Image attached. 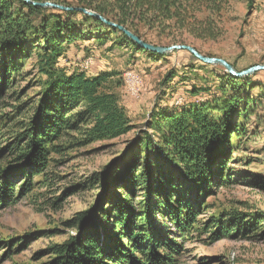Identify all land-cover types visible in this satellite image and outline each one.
Returning a JSON list of instances; mask_svg holds the SVG:
<instances>
[{"label":"rangeland","instance_id":"obj_1","mask_svg":"<svg viewBox=\"0 0 264 264\" xmlns=\"http://www.w3.org/2000/svg\"><path fill=\"white\" fill-rule=\"evenodd\" d=\"M59 1L84 8L74 0ZM14 8L23 11L17 4ZM50 13L61 15L58 10H42L30 19L42 30ZM67 20L81 37L64 43L54 63L46 66L53 77L43 73L47 34L35 35L36 26L22 52L0 61V193L1 199L15 198L5 206L0 203V264H52L53 248L80 235L76 214L99 207L108 194L102 176L135 154L154 159V147L166 132L154 123L155 114L180 112L201 103L214 108L225 98L239 104L231 117L236 134L230 132V143L221 146L227 155L223 178L213 175L211 187L197 193L179 170L154 160L152 165L171 170L169 175L180 180L173 189L176 196L171 195L170 201L161 197L158 214L155 208L149 223L158 240L176 243L169 264H264V71L236 77L238 84H231L220 66L201 63L186 51L149 60L120 36L84 25L80 14H70ZM218 27L221 31L215 39H199L183 31L175 43L144 27L140 37L162 47L191 46L205 57L225 60L238 72L264 65V0H229ZM60 33L67 35L65 29ZM81 72L88 78L106 75L100 91L114 95L129 130L116 138H96L90 132L93 118L80 101L66 110L64 119L70 126L43 144L45 166L30 165L28 143L39 102L54 77ZM132 79L137 84L130 95ZM153 142L154 146L144 147ZM24 154H29L28 160ZM143 196L142 190L131 196L135 207H143ZM175 197L195 212L190 227L180 232L165 216ZM163 250L158 249V254Z\"/></svg>","mask_w":264,"mask_h":264},{"label":"trees","instance_id":"obj_2","mask_svg":"<svg viewBox=\"0 0 264 264\" xmlns=\"http://www.w3.org/2000/svg\"><path fill=\"white\" fill-rule=\"evenodd\" d=\"M30 1L52 2L67 8H76L59 0ZM74 1L79 6H84L82 9L92 11L106 21L124 27L141 40L140 28L144 27L159 38L175 41L182 36L183 31L196 34L195 37L199 39H215L219 36L221 30L218 22L229 0ZM14 4L25 13L17 11ZM42 10L57 12V9L35 7L22 0H0V61L5 62L6 58L12 57V53L22 52L28 34L33 33L32 30L36 26L30 16ZM58 12L61 15L50 13L41 25L42 30L36 26L38 31H35V35L47 34L43 38L46 44L43 48L45 53L42 55V66L43 73L49 77H53V72L47 71L46 66L50 67L54 63L55 56L64 48L63 44L71 43L81 37L80 33L71 28V22L67 20L70 14H80L82 23L94 26V31L97 33L109 32L113 36H120L124 42L133 46L135 52L145 53L149 60L163 56L139 48L117 28L106 25L94 17L83 15L78 11L58 10ZM203 14L207 16L199 17ZM63 29L67 31L65 37H61L60 32ZM190 57L195 59L192 55ZM8 68L5 67V72ZM105 77V74H99L88 78L81 72L53 78V83L48 86L43 99L39 102L36 119L33 121L34 131L28 143V149L31 150L30 160L27 159L29 154L23 155L30 165L40 168L45 166L46 158L43 152L46 153V150L42 149L43 144L52 138H57L63 129L70 126L64 119L66 110L76 108L80 101L85 103L84 112L93 118L94 125L90 132L95 134L96 138H116L129 130L127 118L118 107L114 95L100 91ZM225 78L235 85L238 84L237 80H240L227 73ZM222 95L224 98L227 97L225 93ZM238 101L225 98L222 105L213 104L214 108L209 103H201L180 112L155 114L154 123L160 128L164 127L166 132L162 133L161 142L156 143L154 147V159L150 161L148 156L142 159L135 154L113 169H109L102 176L101 181L103 187L107 188L108 194L100 202L99 207L97 204L94 208L76 214L75 224L80 230V235L53 248L55 259L52 264H169L173 262L170 254L175 253V241L158 240L149 219L151 215H156L155 208L158 214L157 208H160L161 197L170 201L171 195L176 196L173 189L177 188L176 181L178 182L180 178L172 177L169 175L171 170L163 171L155 164L152 165V162L155 160L164 163L166 167H175L186 180L188 187L195 189L197 193L202 190L207 191L211 187L213 175L218 179L223 178L222 170L226 166L227 155L226 152H221V146L223 143H230V132L236 134L237 128L233 130L231 117L239 104ZM146 138L149 139V136L146 135ZM154 144V142L147 143L144 147L149 148ZM136 190H142L144 194L142 208H137L138 206L135 207L132 203L131 196ZM1 197L0 193V203L4 206L15 199L8 197L10 200H6V197L3 199ZM177 199L178 197H175L172 207L165 216L180 232L190 227L195 212L191 211L188 203L183 205ZM104 200H107L106 205L102 203ZM139 220L144 223H139ZM106 223L110 224L108 228ZM216 233L214 232L215 235ZM182 236L183 234L181 238ZM158 249L169 251L166 253L163 250L165 253L158 254ZM137 253L140 257H136Z\"/></svg>","mask_w":264,"mask_h":264},{"label":"water","instance_id":"obj_3","mask_svg":"<svg viewBox=\"0 0 264 264\" xmlns=\"http://www.w3.org/2000/svg\"><path fill=\"white\" fill-rule=\"evenodd\" d=\"M26 4H31L35 7L39 8H51V9H57L60 11H78L82 12L87 16L94 17L98 20H100L102 23L109 25L111 27L117 28L120 32H122L128 39H130L133 43H135L139 48L146 50L148 52L158 54V55H166L172 51L182 50L186 51L190 55H192L195 59L200 61L201 63L208 64V65H217L220 66L228 75L233 77H244L246 75H249L256 71H264V65H256L253 67H250L243 71H236L229 63H227L225 60L220 58H214V57H205L201 54H199L193 47L188 45H171L168 47H162V46H156L149 43L144 42L128 30H126L122 26H117L116 24H113L111 22L106 21L104 18H102L100 15L88 11L85 9H77V8H67L62 5L54 4L52 2H32L30 0H22Z\"/></svg>","mask_w":264,"mask_h":264},{"label":"built area","instance_id":"obj_4","mask_svg":"<svg viewBox=\"0 0 264 264\" xmlns=\"http://www.w3.org/2000/svg\"><path fill=\"white\" fill-rule=\"evenodd\" d=\"M136 84H137V81L135 79H132V92L130 93V95H132L133 91L136 90Z\"/></svg>","mask_w":264,"mask_h":264},{"label":"bare ground","instance_id":"obj_5","mask_svg":"<svg viewBox=\"0 0 264 264\" xmlns=\"http://www.w3.org/2000/svg\"><path fill=\"white\" fill-rule=\"evenodd\" d=\"M130 78V77H129Z\"/></svg>","mask_w":264,"mask_h":264}]
</instances>
